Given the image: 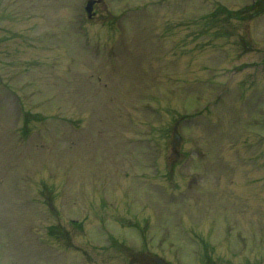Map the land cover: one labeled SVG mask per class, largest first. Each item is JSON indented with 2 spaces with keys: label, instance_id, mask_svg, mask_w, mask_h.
I'll return each mask as SVG.
<instances>
[{
  "label": "rangeland",
  "instance_id": "1",
  "mask_svg": "<svg viewBox=\"0 0 264 264\" xmlns=\"http://www.w3.org/2000/svg\"><path fill=\"white\" fill-rule=\"evenodd\" d=\"M0 0V264H264V0Z\"/></svg>",
  "mask_w": 264,
  "mask_h": 264
},
{
  "label": "water",
  "instance_id": "2",
  "mask_svg": "<svg viewBox=\"0 0 264 264\" xmlns=\"http://www.w3.org/2000/svg\"><path fill=\"white\" fill-rule=\"evenodd\" d=\"M95 3V1L94 0H88V2H87V6H86V11L88 12V14H90V12H91V9H92V6H93V4Z\"/></svg>",
  "mask_w": 264,
  "mask_h": 264
}]
</instances>
